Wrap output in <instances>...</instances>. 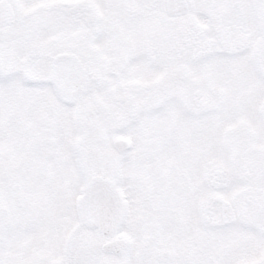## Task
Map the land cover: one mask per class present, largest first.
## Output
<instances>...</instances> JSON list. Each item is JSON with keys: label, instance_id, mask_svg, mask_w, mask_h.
<instances>
[{"label": "snow or ice", "instance_id": "1", "mask_svg": "<svg viewBox=\"0 0 264 264\" xmlns=\"http://www.w3.org/2000/svg\"><path fill=\"white\" fill-rule=\"evenodd\" d=\"M0 264H264V0H0Z\"/></svg>", "mask_w": 264, "mask_h": 264}]
</instances>
